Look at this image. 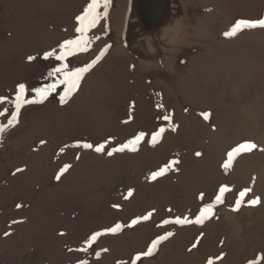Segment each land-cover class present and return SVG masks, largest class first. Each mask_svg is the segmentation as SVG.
<instances>
[{"label": "rangeland", "instance_id": "obj_1", "mask_svg": "<svg viewBox=\"0 0 264 264\" xmlns=\"http://www.w3.org/2000/svg\"><path fill=\"white\" fill-rule=\"evenodd\" d=\"M90 2L0 0V96L52 82L60 62L44 53L79 36ZM107 13L88 33L99 39L68 60L83 67L108 46L78 90L66 103L61 86L26 105L0 138V264H264V28L224 35L240 19H264V0H111ZM141 131L136 151L107 154ZM245 142L257 147L224 168ZM222 186L224 202L196 224Z\"/></svg>", "mask_w": 264, "mask_h": 264}, {"label": "snow or ice", "instance_id": "obj_2", "mask_svg": "<svg viewBox=\"0 0 264 264\" xmlns=\"http://www.w3.org/2000/svg\"><path fill=\"white\" fill-rule=\"evenodd\" d=\"M111 0H91V2L87 5L86 9L83 11L81 15L76 17V20L79 22V26L75 28V32L79 33V36L74 39H67L59 46V53L54 49L52 51H48L44 53V58L48 59L50 57H54L56 61L60 62L58 66L54 67L49 73L48 76L52 77L51 83H46L38 87H33L31 89L25 83H20L17 85V90L15 92L14 98H10L8 96H0V105L5 103H11L14 105V111L9 113L7 108H3L0 111V115L9 114L11 118L7 121V124L0 123V138H2L3 133L15 126L18 123V118L21 113L22 108L26 105H33L38 103H43L45 100L48 99L53 93L57 91L58 88L63 86V95L60 96V102L66 103L72 95L78 90L80 86V82L83 79L85 73H87L108 51V46H106L91 63L86 64L83 67H72L70 66L68 60L70 57L75 56L77 53H82L88 51L92 39H99V37H90L88 35L90 29H93L97 26L100 20L107 16V9L110 5ZM101 5H103V11H100ZM261 27L264 28V19H257V20H249V19H240L238 20L232 29L228 32H225V36H235L241 29L247 28H256ZM29 60L35 59L33 56L28 57ZM157 108L163 109V104H157ZM201 116L208 120L211 116L210 112H203ZM162 121H170L171 115L165 114L159 117ZM172 130L175 131L176 127L172 126ZM165 128L160 127L157 131L151 134V143L153 145L156 144L161 134L164 133ZM146 133L141 131L139 132L133 139H130L127 143L120 145L119 148H113L112 151L107 152L109 156L113 155L115 152H123L125 149H131L132 151L137 150V146L140 142L145 138ZM83 148L92 149L94 147L91 143H84L82 145ZM257 145L251 142L240 143L236 147H234L228 154H227V161L223 165L224 168H228L232 162L233 157L237 156L241 153L250 152L251 150L255 149ZM95 151L98 153H102L106 151L105 144L101 143L95 146ZM200 155V153H197ZM177 163L176 161H172L163 167H161L157 172L152 174V179H156L158 176H162L165 174L167 170H169L172 164ZM70 165H65L63 169H61V174L68 170ZM20 171V169H17ZM60 176L58 175L56 179H59ZM229 189L227 186H222L219 189V194L216 195L214 203L207 204L199 213V215L195 218L196 224H203L205 219L209 218L211 214H213V209L216 204H222L224 202V195ZM250 189H245L243 192L240 193L241 199L247 194ZM131 194V193H129ZM250 204H257L259 203V198L252 199L249 201ZM241 206V200H237L235 204L234 210H239ZM118 207V206H117ZM152 215V212H148L145 216L141 219L148 220ZM138 221L133 220L132 224H136ZM177 224L189 223L187 220H181L177 218L175 221ZM165 224L169 223V221L165 220ZM123 225L117 223L115 227L106 229V232L110 233H117L121 230ZM103 233L96 232L94 233L90 239L86 241L88 246H91L93 241L97 239V237L101 236ZM173 233L168 232L164 236L158 237L156 240L152 241L151 247L147 249L146 252L137 254L135 257L136 260H140L141 255L143 256H151L153 251L157 248L161 241L168 239V237L172 236ZM196 247V244H193V248ZM83 251L87 252L88 248L85 247ZM99 255V253H97ZM79 264H88L87 261H80ZM208 264H213L212 260L208 261ZM249 264H256L255 261L249 262Z\"/></svg>", "mask_w": 264, "mask_h": 264}, {"label": "bare ground", "instance_id": "obj_3", "mask_svg": "<svg viewBox=\"0 0 264 264\" xmlns=\"http://www.w3.org/2000/svg\"><path fill=\"white\" fill-rule=\"evenodd\" d=\"M224 4V3H223ZM225 7V6H224ZM227 8V7H226Z\"/></svg>", "mask_w": 264, "mask_h": 264}]
</instances>
